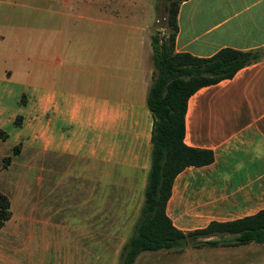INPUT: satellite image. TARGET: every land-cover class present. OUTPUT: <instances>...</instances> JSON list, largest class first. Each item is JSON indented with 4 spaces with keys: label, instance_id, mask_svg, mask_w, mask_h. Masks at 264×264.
Returning <instances> with one entry per match:
<instances>
[{
    "label": "crops",
    "instance_id": "0c3cea01",
    "mask_svg": "<svg viewBox=\"0 0 264 264\" xmlns=\"http://www.w3.org/2000/svg\"><path fill=\"white\" fill-rule=\"evenodd\" d=\"M177 24L175 53L209 58L223 48L264 50V0H186ZM62 33L47 54L38 51L37 72L24 66L29 57L4 54L11 62L0 69V150L21 145V154L32 148L79 161L92 188L77 225L95 231L96 179L115 189L114 200L135 201L137 211L119 206L113 214L123 227L140 214L151 167V43L146 34L138 38L145 52L111 50V40L130 37L101 33V49L75 51L72 36L63 47ZM185 124L186 145L211 150L215 159L175 178L166 206L173 225L187 233L264 210V60L199 89L188 101Z\"/></svg>",
    "mask_w": 264,
    "mask_h": 264
},
{
    "label": "rangeland",
    "instance_id": "374dc122",
    "mask_svg": "<svg viewBox=\"0 0 264 264\" xmlns=\"http://www.w3.org/2000/svg\"><path fill=\"white\" fill-rule=\"evenodd\" d=\"M168 6L167 0H0V69L11 62L4 54L18 53L29 57L24 66L37 72L38 51L43 49L47 54L53 49L60 28L63 47L72 36L71 48L75 51L101 49L106 43L100 37L104 33L111 38L118 34L130 37L116 44L111 40V50H120L123 45L122 50L136 47L145 52L138 38L147 34L154 68L152 39L165 41L173 32ZM18 34L21 40L17 39ZM15 147L11 151L0 150V192L10 199L12 212L0 230V264H120L122 248L139 216L126 218L123 227H119L114 223L122 218L113 214L119 206L124 212H135V201L114 200L118 194L115 189L95 179V231H83L77 224L82 225L85 220L82 213L92 188V182L82 173L84 165L54 157L52 152L39 154L32 148L21 154L22 146ZM94 170L101 173L102 168L95 166ZM124 193L119 195L125 198ZM101 212L108 216H101ZM235 237L215 233L190 238L189 246L180 253L144 252L134 264H264V244H203L229 242Z\"/></svg>",
    "mask_w": 264,
    "mask_h": 264
},
{
    "label": "trees",
    "instance_id": "16d2710c",
    "mask_svg": "<svg viewBox=\"0 0 264 264\" xmlns=\"http://www.w3.org/2000/svg\"><path fill=\"white\" fill-rule=\"evenodd\" d=\"M168 40L152 39L154 78L147 104L153 117L151 167L144 203L132 234L120 254V264H134L144 252H182L190 238L215 233L235 234L233 241L203 243L211 247L264 244V210L228 223L212 222L193 232L178 230L166 215L167 202L175 178L187 167H203L214 162L211 150L193 148L185 143L188 101L199 89L233 78L241 69L264 60V50L223 48L209 58L175 53L179 6L186 0H167ZM15 152L18 149L15 147ZM11 201L0 192V230L11 219ZM200 246V243L196 244Z\"/></svg>",
    "mask_w": 264,
    "mask_h": 264
}]
</instances>
